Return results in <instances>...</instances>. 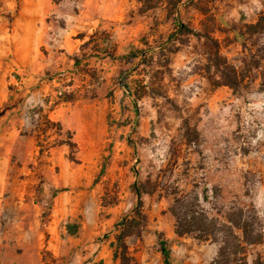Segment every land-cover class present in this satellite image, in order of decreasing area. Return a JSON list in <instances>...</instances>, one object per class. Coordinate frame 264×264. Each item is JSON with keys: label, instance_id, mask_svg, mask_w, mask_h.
I'll return each mask as SVG.
<instances>
[{"label": "rangeland", "instance_id": "1", "mask_svg": "<svg viewBox=\"0 0 264 264\" xmlns=\"http://www.w3.org/2000/svg\"><path fill=\"white\" fill-rule=\"evenodd\" d=\"M190 192L264 221V0H0V264H217Z\"/></svg>", "mask_w": 264, "mask_h": 264}, {"label": "trees", "instance_id": "2", "mask_svg": "<svg viewBox=\"0 0 264 264\" xmlns=\"http://www.w3.org/2000/svg\"><path fill=\"white\" fill-rule=\"evenodd\" d=\"M178 28L182 34H200L199 31L181 21ZM135 191L138 196L136 213L143 217V193L140 188H136ZM171 211L175 217L178 235L195 234L201 240H210L218 244L217 264H248L244 257L247 247L260 244L264 239V221L257 210L247 213L244 207H236L219 219L202 207L201 199L196 192H190L177 194ZM137 223L139 226L136 228H139L141 223ZM120 224L122 232L119 235V242L120 246H124L125 237L135 233L132 229L134 223L132 220L122 219ZM69 229L71 233L77 231L75 225H69ZM159 245L165 264H173L172 251L163 236L159 238Z\"/></svg>", "mask_w": 264, "mask_h": 264}, {"label": "crops", "instance_id": "3", "mask_svg": "<svg viewBox=\"0 0 264 264\" xmlns=\"http://www.w3.org/2000/svg\"><path fill=\"white\" fill-rule=\"evenodd\" d=\"M24 216H27L26 218H29V219H30L32 215H31V213L29 212V213H26ZM22 217H23V214H22Z\"/></svg>", "mask_w": 264, "mask_h": 264}]
</instances>
